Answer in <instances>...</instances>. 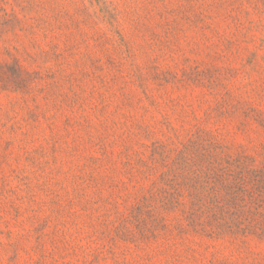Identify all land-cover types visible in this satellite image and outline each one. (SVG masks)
Segmentation results:
<instances>
[{"label": "rangeland", "instance_id": "rangeland-1", "mask_svg": "<svg viewBox=\"0 0 264 264\" xmlns=\"http://www.w3.org/2000/svg\"><path fill=\"white\" fill-rule=\"evenodd\" d=\"M0 264H264V0H0Z\"/></svg>", "mask_w": 264, "mask_h": 264}]
</instances>
